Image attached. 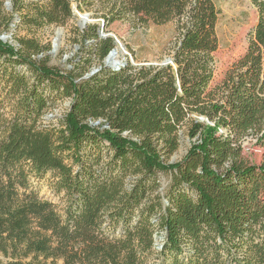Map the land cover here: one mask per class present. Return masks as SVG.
<instances>
[{"label":"trees","instance_id":"obj_1","mask_svg":"<svg viewBox=\"0 0 264 264\" xmlns=\"http://www.w3.org/2000/svg\"><path fill=\"white\" fill-rule=\"evenodd\" d=\"M6 1L0 35L64 26L73 5L95 10L102 24L76 34L83 48L94 41L99 65L115 47L101 26L174 22L178 37L170 65L102 66L88 79L83 59L62 71L34 39L0 41V264H264V164L241 156L246 137L264 148V0H252L246 51L211 90V0H11V11ZM59 99L69 109L46 125ZM182 132L196 140L169 163ZM47 173L61 210L31 187Z\"/></svg>","mask_w":264,"mask_h":264},{"label":"rangeland","instance_id":"obj_2","mask_svg":"<svg viewBox=\"0 0 264 264\" xmlns=\"http://www.w3.org/2000/svg\"><path fill=\"white\" fill-rule=\"evenodd\" d=\"M219 11L216 24V36L218 48L214 54L216 63L215 74L209 90L216 87L224 77L229 66L240 56L244 54L247 48V38L257 22V12L252 0H211ZM74 18L64 26H45L42 29L21 27L17 24L12 31L10 38L4 43L16 45V40L20 38L34 39L41 46L48 47L49 50L38 56L47 65L65 71L72 68V60L83 59L84 63L92 64V68L99 65L94 55L91 54L90 46L94 41H88L85 47H82L80 39L77 37L76 29L78 16L88 14V20L85 29L93 25H101L102 20L97 18L99 14L95 10L77 11L75 5ZM95 9V8H94ZM18 27V28H17ZM58 29L62 32L58 34ZM103 33L113 37L123 47L125 62L132 66H157L164 59L170 58L172 47L178 37L176 24L174 22L165 25L148 24L139 25L134 21L115 22L103 30ZM1 41V40H0ZM3 42V41H2ZM118 47V46H117ZM122 57L118 56V60ZM90 69V70H91ZM70 106V100L59 99L50 106L45 114L46 125H58L63 119ZM7 116V115H6ZM203 121V119H199ZM196 139H189L185 132L180 134V145L176 151L175 162L181 160L186 154L191 144ZM241 156L248 164H264V148L256 145L254 139L246 137L241 142ZM162 183L169 181V175H160ZM51 174L32 177L30 179L32 189L38 193V197L63 209L65 198L62 194H56L52 186ZM163 239L158 241L162 244ZM0 259L5 261L0 256ZM44 264L41 258L37 260ZM29 263L30 259L24 260ZM50 264V261L46 262ZM57 264H61L59 261Z\"/></svg>","mask_w":264,"mask_h":264},{"label":"water","instance_id":"obj_3","mask_svg":"<svg viewBox=\"0 0 264 264\" xmlns=\"http://www.w3.org/2000/svg\"><path fill=\"white\" fill-rule=\"evenodd\" d=\"M4 6H5L6 10L11 11V0H7L4 3ZM88 17H89L88 14H84V15L78 16L77 27H78L79 30L82 31V30L85 29ZM13 29H14V24H11L10 25V30L8 32L3 33L2 35H0V40L5 42L7 39H9L10 38L9 34L12 33ZM61 32H62V29H58V34H60ZM99 33H100V36L102 38H110L111 37V36L106 35V34L103 33V27L102 26L100 28ZM111 38H113V37H111ZM114 44H115V47L103 59L101 64L96 66V67H94V68H92L87 74H85L82 77V79H88V78L92 77L97 72H99V70L102 68V66L104 68H106V69H109V70H112V71H117V70H119L120 68H123L126 65L125 59L123 58V56H125V53L123 51L122 45H120L115 39H114ZM117 48L119 49V53H120L119 57H122L121 60H118V59L115 60L114 59L115 56L117 55V51H116ZM171 63H172L171 58H166L160 64H158L157 66L164 67V66L170 65ZM97 124H98V122L95 123V125H97ZM175 160H176V155L174 154L171 157L169 163H174ZM162 186H164V183L162 184ZM157 248L161 249L162 245L157 243Z\"/></svg>","mask_w":264,"mask_h":264},{"label":"built area","instance_id":"obj_4","mask_svg":"<svg viewBox=\"0 0 264 264\" xmlns=\"http://www.w3.org/2000/svg\"><path fill=\"white\" fill-rule=\"evenodd\" d=\"M227 132L224 130V129H219L218 130V135H221V136H226Z\"/></svg>","mask_w":264,"mask_h":264},{"label":"bare ground","instance_id":"obj_5","mask_svg":"<svg viewBox=\"0 0 264 264\" xmlns=\"http://www.w3.org/2000/svg\"><path fill=\"white\" fill-rule=\"evenodd\" d=\"M116 51H117V55H116L115 58H114L115 60H116V59L118 58V56L120 55V53H119V49H118V48H117Z\"/></svg>","mask_w":264,"mask_h":264}]
</instances>
